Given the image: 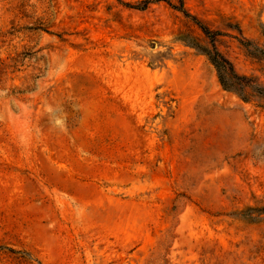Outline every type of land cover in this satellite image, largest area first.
Listing matches in <instances>:
<instances>
[{"label":"rangeland","instance_id":"rangeland-1","mask_svg":"<svg viewBox=\"0 0 264 264\" xmlns=\"http://www.w3.org/2000/svg\"><path fill=\"white\" fill-rule=\"evenodd\" d=\"M166 54L188 55L199 66L202 84L194 94L166 93L163 84L147 82L136 92L101 80L128 70L161 71ZM218 55L224 58L217 60L220 67L212 60ZM99 58L113 62L95 68ZM93 91L101 92L98 106L104 113L128 115L140 139L146 138L134 165L166 166L164 196L167 214L176 218L175 231L188 204L212 221L264 227V0H0V187L4 177H17L26 188L9 199L0 197V264H89L96 260L94 248L102 249L100 240L77 235L59 214L56 221L73 237L72 249L59 257L39 230L56 221L37 217L44 204L70 196L43 172L40 139L87 142L77 135L93 111ZM185 103L193 114L175 154L171 126ZM110 135L93 134L98 145L112 144ZM89 151L82 148V156ZM180 155L195 161L198 183L184 179L177 185L172 167ZM147 180L137 173L130 181L100 180L98 185L119 190L124 199L129 191L151 196L154 192L144 188ZM211 181L219 195L210 208L191 192L197 184L208 191ZM210 227L218 233L217 223ZM141 246L134 240L119 262L111 258L106 264H133ZM168 257L165 252L166 264H192L180 263L179 256L171 263ZM255 258L253 264H264L260 252Z\"/></svg>","mask_w":264,"mask_h":264},{"label":"bare ground","instance_id":"bare-ground-1","mask_svg":"<svg viewBox=\"0 0 264 264\" xmlns=\"http://www.w3.org/2000/svg\"><path fill=\"white\" fill-rule=\"evenodd\" d=\"M128 45H124L127 47ZM112 57L118 62L117 53ZM161 71L134 73L125 71L123 76L116 79L113 75H102L104 83L118 82L139 92L142 83H159L165 86L166 93L175 91L188 96L194 94L202 84L199 66L188 55L166 54L162 56ZM100 64L95 68L110 66L109 59L99 58ZM129 66V62H126ZM193 67V69H192ZM128 69H131L130 67ZM100 91L90 93L89 100L93 105L86 125L78 137H87L83 144H68L63 141L41 137L44 146L40 154L42 170L48 175V180L56 189L67 192L61 194L65 200L56 197L55 204H44L37 211V217H47L56 221L59 214L64 221L72 223V229L77 235L89 234L103 244L102 249L94 248L95 262L89 264H106L108 259L120 261L122 254L128 250L134 240L142 246L132 257L133 264H166L163 254L169 253V260L175 263L179 256L180 263L192 264H253L257 253L263 259L264 227H249L242 222L229 220L216 221L188 204L184 214L180 217V226L175 231L172 226L176 221L173 214H167L169 201L164 192L169 189L163 179L166 166L160 165L152 169L149 164L137 166L134 163L139 158L140 134L132 124L128 115L122 113H104L98 106ZM137 95H140L138 93ZM193 112L190 105L185 103L179 111L177 123L172 124V151L177 154L182 146L186 133L185 127ZM110 132V145H98L94 133ZM149 148L153 151L152 139ZM82 148L89 149V153L82 156ZM109 161L115 162L110 165ZM131 165L132 170H128ZM181 186L184 179L200 180L195 169L194 160H186L182 155L172 167ZM138 174L147 177L144 188H149L151 196L139 197L133 191L126 192V198H121L117 189L104 188L98 185L100 180L110 182H125L135 178ZM5 184L0 187V197L9 199L16 192H26V188L17 177H4ZM203 185L197 184L191 195L199 199L206 207H214L218 198V185L211 181L208 191H202ZM21 198L15 199L21 204ZM74 212L70 213L69 208ZM217 223L218 233H214L210 224ZM41 240H48L59 257H65L72 249L73 237L64 224L58 220L52 228L39 226ZM178 237V238H176ZM179 240V241H178ZM118 247L119 252H113ZM110 251L108 255L106 252ZM87 260L91 254L87 251Z\"/></svg>","mask_w":264,"mask_h":264},{"label":"trees","instance_id":"trees-1","mask_svg":"<svg viewBox=\"0 0 264 264\" xmlns=\"http://www.w3.org/2000/svg\"><path fill=\"white\" fill-rule=\"evenodd\" d=\"M212 60H215L214 61V65H216L217 67H220V62L217 61V60H220V61L223 60L224 61V58L222 56L218 55V59L215 58V59H212ZM220 81H221L222 85L225 86V87H228V88H233L234 87V84H226L222 79H220Z\"/></svg>","mask_w":264,"mask_h":264}]
</instances>
